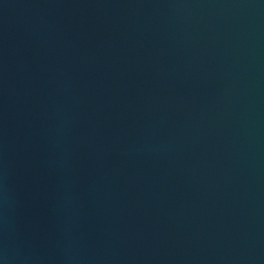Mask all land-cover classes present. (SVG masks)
Returning <instances> with one entry per match:
<instances>
[{
  "label": "water",
  "instance_id": "95a60500",
  "mask_svg": "<svg viewBox=\"0 0 264 264\" xmlns=\"http://www.w3.org/2000/svg\"><path fill=\"white\" fill-rule=\"evenodd\" d=\"M2 264H264V0H0Z\"/></svg>",
  "mask_w": 264,
  "mask_h": 264
},
{
  "label": "clouds",
  "instance_id": "9594fccd",
  "mask_svg": "<svg viewBox=\"0 0 264 264\" xmlns=\"http://www.w3.org/2000/svg\"><path fill=\"white\" fill-rule=\"evenodd\" d=\"M0 264H2V261H0Z\"/></svg>",
  "mask_w": 264,
  "mask_h": 264
}]
</instances>
